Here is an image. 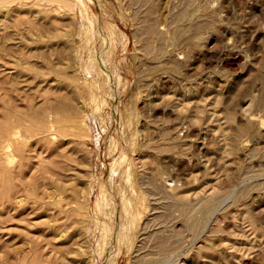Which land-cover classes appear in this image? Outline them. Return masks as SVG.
<instances>
[{"label":"rangeland","instance_id":"1","mask_svg":"<svg viewBox=\"0 0 264 264\" xmlns=\"http://www.w3.org/2000/svg\"><path fill=\"white\" fill-rule=\"evenodd\" d=\"M0 264H264V0H0Z\"/></svg>","mask_w":264,"mask_h":264},{"label":"bare ground","instance_id":"2","mask_svg":"<svg viewBox=\"0 0 264 264\" xmlns=\"http://www.w3.org/2000/svg\"><path fill=\"white\" fill-rule=\"evenodd\" d=\"M62 1V0H61ZM147 28V27H146ZM48 128V127H47ZM57 135V134H56ZM59 135V134H58Z\"/></svg>","mask_w":264,"mask_h":264}]
</instances>
